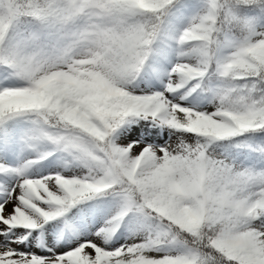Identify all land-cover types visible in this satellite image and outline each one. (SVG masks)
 <instances>
[{
	"label": "snow or ice",
	"instance_id": "6c2138e0",
	"mask_svg": "<svg viewBox=\"0 0 264 264\" xmlns=\"http://www.w3.org/2000/svg\"><path fill=\"white\" fill-rule=\"evenodd\" d=\"M0 264H264V0H0Z\"/></svg>",
	"mask_w": 264,
	"mask_h": 264
}]
</instances>
